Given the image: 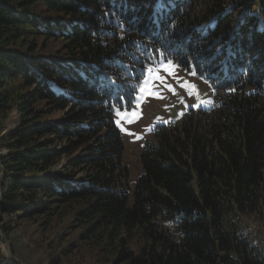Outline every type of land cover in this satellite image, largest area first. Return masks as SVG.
I'll return each mask as SVG.
<instances>
[{"label":"trees","instance_id":"trees-1","mask_svg":"<svg viewBox=\"0 0 264 264\" xmlns=\"http://www.w3.org/2000/svg\"><path fill=\"white\" fill-rule=\"evenodd\" d=\"M164 57L214 83L215 99L145 143L132 188L113 161L114 117ZM258 213L264 0H0V223L43 225L47 264L82 248L105 264H264L232 225Z\"/></svg>","mask_w":264,"mask_h":264},{"label":"rangeland","instance_id":"rangeland-1","mask_svg":"<svg viewBox=\"0 0 264 264\" xmlns=\"http://www.w3.org/2000/svg\"><path fill=\"white\" fill-rule=\"evenodd\" d=\"M52 46L60 48L58 43H53ZM172 61L175 76H169L166 72L161 70V61L146 68L144 78L138 87L137 97L140 95L139 90L144 85L145 80L149 78L150 73H158L162 76L167 84L172 85L176 89V95H173L172 92L168 91L167 87L164 85L156 83L154 90L158 91L164 97L163 99L146 96L140 103L138 109L135 107L137 103L136 100L130 108L123 109L119 114L116 113L114 117L115 125L121 134L122 149L120 154H118L119 158H114L113 161L121 167L120 173L123 172V170H126V172H124V180H127L129 186L132 188L144 172L142 153L145 148V143L147 141H153V143L157 144L155 142L157 140L154 137L155 133L153 134L152 128L156 125H164L156 132L158 133L163 127H170L169 122L177 121V117H179L181 113H185L189 109L198 111L200 107H206L213 104L215 99V90L210 83L197 75H193L191 71L181 68L174 60ZM178 80L187 87L179 86L177 83ZM220 95L221 94L219 93V96ZM132 111L142 113L140 118L136 119L135 117H132ZM125 113H127L128 118L134 120V122L129 123L128 120L125 119ZM198 119H200V125L209 122L208 118ZM180 123L181 121H178L175 125H180ZM199 130L205 132L207 131V128L202 126ZM69 160L68 152H63L56 164L57 169L67 166ZM86 167H88V165H84V168ZM232 218L235 219H233L232 222L233 228L236 229V231L237 229L244 231V234H247L250 240L256 242L259 252L264 253V214H245ZM74 223L75 220L71 219L70 226L72 227V231L70 234L72 236L78 234L81 229H83H77V225L75 226ZM56 224L57 223L55 222L54 226L47 230H52L53 227H55L54 229L56 230H60L63 226H66L63 224ZM2 226L10 228V230L5 234ZM42 226L40 223H29L25 220L4 216L3 221L0 223V246L2 254L7 258L10 264H47L42 258L41 250L36 244V241L43 238ZM48 233L51 236L53 231H47L46 235H48ZM81 250L82 251L77 254L79 256L77 261L74 258H63L62 264H105L103 263L104 258L103 260H97L95 258L96 253H93V251L87 248H82Z\"/></svg>","mask_w":264,"mask_h":264},{"label":"snow or ice","instance_id":"snow-or-ice-1","mask_svg":"<svg viewBox=\"0 0 264 264\" xmlns=\"http://www.w3.org/2000/svg\"><path fill=\"white\" fill-rule=\"evenodd\" d=\"M160 5H157V11L159 10ZM162 68L161 70L163 72H166L169 76H175V70L173 66V61L172 60H167V57H164L161 61ZM193 75H196V70L195 69H190ZM202 75V74H201ZM156 83L162 84L165 87H167L168 91L172 92L173 95H176V89L170 85L167 84L165 79L160 76L158 73H150L149 78L145 80L144 85L141 87L140 95L136 97L137 103L135 107L138 109L140 107V103L146 96H152L157 99H163L164 97L158 92L154 90V86ZM178 85L181 87H187L185 84L181 83L179 80L177 81ZM215 87V84L213 83L212 85ZM124 97L120 98V103L117 105V114H119L120 111L123 110V104H124ZM142 113H139L137 111H132L131 115L132 117H135L136 119L140 118V115ZM125 119L128 120L129 123L134 122V120L128 118V114L125 113Z\"/></svg>","mask_w":264,"mask_h":264},{"label":"clouds","instance_id":"clouds-1","mask_svg":"<svg viewBox=\"0 0 264 264\" xmlns=\"http://www.w3.org/2000/svg\"><path fill=\"white\" fill-rule=\"evenodd\" d=\"M174 235L182 237L183 236V232L182 231H175Z\"/></svg>","mask_w":264,"mask_h":264}]
</instances>
